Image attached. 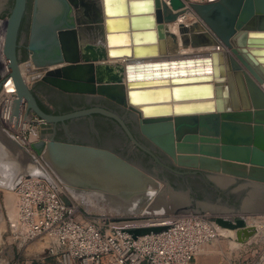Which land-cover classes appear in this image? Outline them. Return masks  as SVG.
I'll return each instance as SVG.
<instances>
[{
  "label": "water",
  "instance_id": "95a60500",
  "mask_svg": "<svg viewBox=\"0 0 264 264\" xmlns=\"http://www.w3.org/2000/svg\"><path fill=\"white\" fill-rule=\"evenodd\" d=\"M26 4L14 0L3 44L17 87L13 113H20L23 101L28 112L48 123L100 112L117 120L137 145L156 157L111 110L53 114L42 109L17 53ZM182 14L192 20H182ZM171 23H177L178 32L171 30ZM27 49L26 61L44 68L38 80L64 92L105 96L136 112L142 133L177 166L208 171L219 180H243L242 186L248 187L243 210L264 200V0H33ZM117 57L122 61L113 60ZM2 68L0 62V91ZM135 92H148L150 99L140 102L153 103L138 105L132 99ZM0 144L2 186V163L16 164L14 188L24 176L48 177L44 160L65 183L99 191L113 202L132 205L134 212L147 211L163 189L160 202L168 195L174 212L220 213V204L195 200L190 189H177L107 148L51 136L35 141L31 150L1 122ZM215 221L235 229L241 243L259 232L243 216L231 220L216 215ZM7 225L0 192V237ZM24 245L20 241L19 247ZM27 247L46 256L50 238L44 235ZM11 249L0 250V263L13 259Z\"/></svg>",
  "mask_w": 264,
  "mask_h": 264
},
{
  "label": "built area",
  "instance_id": "2783aa9c",
  "mask_svg": "<svg viewBox=\"0 0 264 264\" xmlns=\"http://www.w3.org/2000/svg\"><path fill=\"white\" fill-rule=\"evenodd\" d=\"M186 1L204 3L212 0ZM1 71L0 96L12 77L9 69ZM12 101L7 110L0 102V118L8 124L9 133L32 150L35 142L31 141L32 132L35 129L39 133V127H47L50 123L28 112L24 101L20 113L14 114ZM22 122L24 125L21 126ZM39 138H42L40 134ZM50 176L22 177L15 188V200L6 205L8 230L16 241L25 240L24 246H27L44 235L50 238L49 253L37 258V264H195V253L200 246L226 236L225 227L215 221L216 215L204 212L155 215L141 212L115 217L84 212ZM220 216L234 220L243 213ZM243 217L249 223L250 217ZM148 227L164 229L136 232ZM236 264H262V261L256 257H243Z\"/></svg>",
  "mask_w": 264,
  "mask_h": 264
},
{
  "label": "flooded vegetation",
  "instance_id": "af4514ba",
  "mask_svg": "<svg viewBox=\"0 0 264 264\" xmlns=\"http://www.w3.org/2000/svg\"><path fill=\"white\" fill-rule=\"evenodd\" d=\"M7 1L14 4V0ZM32 3L33 0H27L19 29L17 53L20 58L28 54ZM44 84L42 97L36 90L33 92L49 113L65 114L95 107L111 110L123 118L136 140L157 158L137 145L117 120L100 112L93 111L50 123L52 136L56 139L110 149L146 171L158 175L160 179L170 182L175 188L190 189L195 200L202 199L220 204V213L215 215L232 214L234 210L242 208L248 191V187L242 186L243 180L238 179L222 186L212 177L214 173L177 166L168 154L142 133L136 112L105 96L64 92ZM50 102L53 105H49ZM127 213L129 214L121 216L133 215L132 212Z\"/></svg>",
  "mask_w": 264,
  "mask_h": 264
},
{
  "label": "rangeland",
  "instance_id": "374dc122",
  "mask_svg": "<svg viewBox=\"0 0 264 264\" xmlns=\"http://www.w3.org/2000/svg\"><path fill=\"white\" fill-rule=\"evenodd\" d=\"M12 7H13V4L11 2H8L7 0H0V58H1V54L3 53V44H4V36H5V35H3L5 32L4 31V22H5V19L8 18ZM27 55L22 57L21 60H23L25 62L27 59ZM25 64L22 65V71L28 75V72H26L27 68H26ZM27 81H28V84L33 88V90H36L37 93L42 97L44 94L42 92V90L45 89V84L42 81L38 80V78L35 80H27ZM43 100H45V99H43ZM49 105H53V104H51V102H50ZM0 122L4 128H8V124L6 123V121H3L2 119H0ZM38 130H39V134L42 138L43 137L47 138V137L52 136V130H51V127L49 125L47 127H44V128L39 127ZM3 152H4L3 148L0 147V153L4 154ZM0 161H1V159H0ZM42 162L49 171L48 176L51 175L60 183V185L65 190L67 197H69L79 207L80 210H82L84 212L89 211L93 215H96V214L98 215V214L104 213V214H106L108 216H112V217L121 216L123 214H129L127 212L120 211L117 208L113 207L111 204L107 203L108 202L107 200H110V199L107 198L102 193H99L97 191L87 189L84 187L72 186L69 183H65L66 181L63 180L60 175H58L56 172H54L49 167V165L47 164L46 161L42 160ZM1 165H2L1 168L4 167V170H2V171H3L4 177H5V179H4L5 183L3 184L4 186L0 185V192H2V194H3V199H4L5 206H6L7 204H9L10 202H13L15 200V187L16 186L12 189V190H14V192H11L9 190V188H7V187H12V184H14V172L16 171L14 166H16V164L14 165L13 162H9V163L4 162ZM9 171H11V172H9ZM212 177L214 179H216L215 174H213ZM233 182H235V181H227L226 183L224 182V184L227 185V184H231ZM163 192L164 191L162 189L161 193H163ZM91 193L96 194L98 196L101 195V197H104L105 201L100 200V198H98V197L92 198V196L90 195ZM160 195L162 196V194H160ZM160 195L155 197L159 200V202H157V200H155V198H154V202H153V204L155 206H157V208L151 204L152 206L151 205H149V206H151L152 208H150L149 211H145V213H147L148 215H151V214L155 215V214L173 213L174 212V211H171L172 208L170 206L164 205L165 200H168L169 196L167 195L166 197H163L164 201L160 202V199H159ZM88 196H91V198L93 199L92 202L88 201L90 198V197L88 198ZM163 198L161 200H163ZM259 201L260 202L257 201V203L255 202L254 204H251V206L248 207L249 209L247 208V209L243 210V208H241V209L234 210V212L235 213H243V216H248V217L254 216L252 219L258 218L261 215L263 216L264 215L263 213L261 214L259 212L260 214H257L258 211H261L264 209V200L261 199ZM160 205H161V207H160ZM158 210H162V211H158ZM247 211L248 212L249 211L255 212L257 215H254L253 213L252 214L248 213ZM140 212H143V210H140ZM140 212H132V214L136 215V214H139ZM201 212L202 213L203 212L208 213L210 215H215V212H213L211 210H205V211H201ZM262 212H264V210ZM261 236H263L262 239H264V235H261ZM263 242H264L263 240L258 241L254 250L251 251V252H253V255L255 254L254 257L256 256L257 259H260L262 261V264H264V244H263ZM19 244H20V241H16L12 237L10 231L8 230V225H7V228L4 230L2 238L0 240V247H2V249L5 248L8 252H11V250H12L11 248L15 249V255H14L13 259H11L9 261L10 263L19 262L20 264H37V258L43 257V250H33L31 247H27V246L19 247ZM238 246H240V245H238ZM236 260H239V259H236ZM46 261L49 262L50 259L47 258ZM1 264H3V263H1Z\"/></svg>",
  "mask_w": 264,
  "mask_h": 264
},
{
  "label": "bare ground",
  "instance_id": "6f19581e",
  "mask_svg": "<svg viewBox=\"0 0 264 264\" xmlns=\"http://www.w3.org/2000/svg\"><path fill=\"white\" fill-rule=\"evenodd\" d=\"M169 1V0H168ZM181 19L182 20H184V21H187V22H189L190 20H192V18L190 17V16H188V15H184V14H182L181 15ZM6 24H7V19H5V22H4V31L6 30ZM170 27H171V30H173V31H176V32H178V30H177V27H178V25H177V23H171V25H170ZM3 35H5V32H4V34ZM189 50V49H188ZM113 60H119V61H122V58L121 57H117V58H114ZM0 62L3 64V68L2 69H4V70H6V69H9L8 68V65H7V63H6V59H5V56H4V54L2 53L1 54V58H0ZM26 63V64H25ZM23 64H25V66H26V68H27V71L26 72H28V75L26 74V73H24L23 71H22V73H23V76L25 77V79L26 80H35V79H37L40 75H42V73L44 72V68H38V67H36L34 64H33V62H31L30 60H27L26 62H23L22 63V65ZM22 65H21V70H22ZM153 77H155V76H153ZM153 77H151V78H153ZM163 77V76H162ZM150 78V77H149ZM144 79H147V78H144ZM4 94L3 95H1L0 96V102L2 103V106L7 110V108L9 107V105H10V103H11V101H12V98H13V100H15V98H16V96H17V87H16V84H15V81H14V79L12 78V77H10V80H9V83H8V86L6 87V88H4ZM12 92H15V95H13V93ZM145 93V94H144ZM148 92H143V93H138V92H135V93H133L132 94V99L134 100V102H140V101H147L148 99H150L149 98V96H150V94H147ZM151 103H153V102H146V103H143V102H140V103H138V105L139 104H151ZM12 104H13V108H14V101H12ZM22 121H24V119L22 120ZM22 125H24V123L22 122L21 123V126ZM26 125V124H25ZM40 138H39V133L38 132H36V130L34 129V132H32V135H31V141H38ZM9 172H11V171H9ZM218 176L216 175V179H218L217 178ZM219 180V179H218ZM219 182H221V183H226L227 182V180H225V179H220L219 180ZM4 186V185H3ZM6 187V186H5ZM7 188H9V190L11 191V192H14V190H12L13 188L12 187H7ZM161 191H162V189H161ZM164 191V190H163ZM97 192H99V191H97ZM100 193V192H99ZM164 193V192H163ZM163 193H161V194H163ZM165 194V193H164ZM91 196H92V198H100V200H104L105 201V199H104V197H101V195L100 196H98V195H96V194H93V193H91L90 194ZM91 196H88V198H89V202H92L93 201V199L91 198ZM154 198L155 197H153V200L149 203V205H153L154 207H156L157 208V206H155L154 204H153V202H154ZM107 200V199H106ZM155 200H157L158 201V199L157 198H155ZM108 201V202H107ZM106 202L107 203H109V204H111L113 207H115V208H117L118 210H120V211H123V212H127L126 210H130V212H134L133 210V206L131 205V206H128V205H125V203H122V202H120V201H111V200H107ZM165 201H168V202H165L164 203V205H166V206H170L171 204H173V202H171L170 201V199L168 198V200H165ZM151 205V206H152ZM151 206H149L148 208H146V210L147 211H149V209L151 208ZM160 207H161V205H160ZM171 208H172V206H170ZM165 210V209H164ZM174 209L172 208L171 209V211H173ZM158 211H162V210H158ZM170 211V210H169ZM260 212V211H259ZM258 212V213H259ZM261 214L263 213L264 214V212H260ZM259 213V214H260ZM254 216H252V217H250L249 219H250V221H249V223L250 224H256L258 227H259V232H258V234L257 235H264V228H263V225H264V215L262 216H260V217H258V218H255V219H252ZM223 232H225V234L226 235H228V236H230V238L232 239V242L234 243V245L235 246H238V245H240V244H243V243H241L240 241H238V239H237V236H236V230L235 229H231V228H227V227H225L224 229H223ZM256 235V236H257ZM255 236V237H256ZM254 237V238H255ZM1 238H2V236L0 237V240H1Z\"/></svg>",
  "mask_w": 264,
  "mask_h": 264
},
{
  "label": "crops",
  "instance_id": "0c3cea01",
  "mask_svg": "<svg viewBox=\"0 0 264 264\" xmlns=\"http://www.w3.org/2000/svg\"><path fill=\"white\" fill-rule=\"evenodd\" d=\"M248 213L251 214L253 213L254 215L259 214L250 211ZM262 238L263 236L258 235L255 238H252L251 240L247 241L246 243L240 244V246H235L230 236L228 235L221 236L220 238L214 240L211 243H207L200 246L195 253L194 263L195 264H236L240 259H242V257L255 258L256 257V256L254 257L255 254L253 255V252L251 251L254 250L258 241L261 240L264 241V239ZM3 249L2 247H0V250ZM7 257L8 256L4 255L2 261L4 262Z\"/></svg>",
  "mask_w": 264,
  "mask_h": 264
},
{
  "label": "trees",
  "instance_id": "16d2710c",
  "mask_svg": "<svg viewBox=\"0 0 264 264\" xmlns=\"http://www.w3.org/2000/svg\"><path fill=\"white\" fill-rule=\"evenodd\" d=\"M44 83V82H43ZM38 98V97H37ZM38 100V103H39V105L45 110V111H47V112H49L46 108H45V106L43 105V103L41 102V100L38 98L37 99Z\"/></svg>",
  "mask_w": 264,
  "mask_h": 264
}]
</instances>
